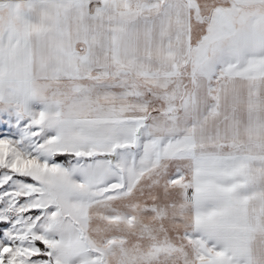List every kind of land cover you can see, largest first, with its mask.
Returning <instances> with one entry per match:
<instances>
[{"label":"rangeland","instance_id":"1","mask_svg":"<svg viewBox=\"0 0 264 264\" xmlns=\"http://www.w3.org/2000/svg\"><path fill=\"white\" fill-rule=\"evenodd\" d=\"M18 23L0 26V264H194L188 88L30 81Z\"/></svg>","mask_w":264,"mask_h":264},{"label":"crops","instance_id":"2","mask_svg":"<svg viewBox=\"0 0 264 264\" xmlns=\"http://www.w3.org/2000/svg\"><path fill=\"white\" fill-rule=\"evenodd\" d=\"M197 1L0 0V26L24 25L30 81L187 87L194 264H264V0Z\"/></svg>","mask_w":264,"mask_h":264},{"label":"trees","instance_id":"3","mask_svg":"<svg viewBox=\"0 0 264 264\" xmlns=\"http://www.w3.org/2000/svg\"><path fill=\"white\" fill-rule=\"evenodd\" d=\"M54 159H57V157H55ZM4 226H5V223L4 222H0V236L2 234V229H3Z\"/></svg>","mask_w":264,"mask_h":264},{"label":"water","instance_id":"4","mask_svg":"<svg viewBox=\"0 0 264 264\" xmlns=\"http://www.w3.org/2000/svg\"><path fill=\"white\" fill-rule=\"evenodd\" d=\"M136 142H137V137H135L134 139V146L136 145Z\"/></svg>","mask_w":264,"mask_h":264}]
</instances>
